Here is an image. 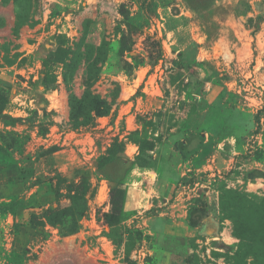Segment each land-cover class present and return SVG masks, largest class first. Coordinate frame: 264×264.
<instances>
[{
    "label": "rangeland",
    "instance_id": "rangeland-1",
    "mask_svg": "<svg viewBox=\"0 0 264 264\" xmlns=\"http://www.w3.org/2000/svg\"><path fill=\"white\" fill-rule=\"evenodd\" d=\"M0 264H264V0H0Z\"/></svg>",
    "mask_w": 264,
    "mask_h": 264
},
{
    "label": "crops",
    "instance_id": "crops-1",
    "mask_svg": "<svg viewBox=\"0 0 264 264\" xmlns=\"http://www.w3.org/2000/svg\"><path fill=\"white\" fill-rule=\"evenodd\" d=\"M150 77V75H148L147 80L143 82V90L146 88V83L148 81V78ZM156 96H154L155 98ZM144 100H147V96L143 95V96H136L135 99H130L128 100L124 106L128 107V105H130L128 107V111L127 113V119L131 118L134 115L135 110H137V108H139L140 105V109L144 110L146 109V102ZM155 106V103L153 104ZM191 131V128L189 129Z\"/></svg>",
    "mask_w": 264,
    "mask_h": 264
},
{
    "label": "trees",
    "instance_id": "trees-1",
    "mask_svg": "<svg viewBox=\"0 0 264 264\" xmlns=\"http://www.w3.org/2000/svg\"><path fill=\"white\" fill-rule=\"evenodd\" d=\"M190 224H191V225H196V221L191 220V221H190Z\"/></svg>",
    "mask_w": 264,
    "mask_h": 264
}]
</instances>
